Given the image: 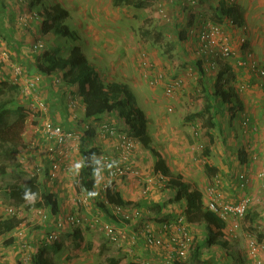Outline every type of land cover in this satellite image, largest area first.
<instances>
[{
    "label": "trees",
    "instance_id": "trees-1",
    "mask_svg": "<svg viewBox=\"0 0 264 264\" xmlns=\"http://www.w3.org/2000/svg\"><path fill=\"white\" fill-rule=\"evenodd\" d=\"M45 1L46 0H22V4L26 6L25 10L33 12L35 11V6H41V11H35L38 18L31 20L28 26L21 25V28L26 29L25 32H27L28 36L23 38L28 41L23 46L28 49L30 53V56H27L26 59H24L30 63L26 66L25 72L28 76L30 74L32 75V73L43 75L44 82L39 84L38 89L32 96L26 97L24 94V88L21 84H13L12 81L7 79L5 73L7 72L8 67L3 62H0V143L3 144L0 151V157L5 160L11 159L20 154L19 145L11 140L7 130L14 123L22 121L31 115V113L22 106L23 102L30 104L33 108H31V110L42 115V127L45 119L49 118L52 123L62 127L65 133L74 131L73 129H69L70 126L68 122L64 120L65 117L63 112L74 113L81 109L84 112V117L82 119V121H84V126L80 132L81 135L78 147L81 162L79 165L77 187L80 194H84L89 198V208L93 209L98 215L96 217H100V221L106 223L122 222L120 216L113 210L114 206H122L149 210L152 215L149 214L148 216L143 217L142 220L146 219L148 221L150 216H155L156 220L161 222L164 220H170L167 217H164L163 206L159 203H133L132 201H127L113 185H109L104 190L105 192L100 194L97 191L100 178V175L98 174L99 169L102 168L104 173L108 172L107 167L102 166L99 162V157L108 153L102 152L101 148L94 143L96 142L94 139L98 136H104L101 132V124L104 122H108L111 125L114 124V127L118 132L127 134L139 143V147L141 146L152 152V140L148 133V117L138 106V98L126 82H107V79L109 78L107 77L105 80L104 77L101 76L98 67L87 58L80 47L76 46V42L79 40L78 34L69 30L64 25L65 19L69 17V11L59 5H46ZM148 1L149 0H133L132 4L134 7L141 9L146 5L145 2ZM198 1L200 3V0ZM209 1L215 4V6L210 7L212 19L208 16L205 21H211L222 25L227 24L229 21L233 22L235 26H241L243 24V15L238 0L234 3L222 2L219 4L214 3L212 0ZM19 2L21 3L20 0ZM175 2L176 0H173L171 8ZM129 3L130 0H113V4L116 7H124ZM198 5L195 7H198ZM171 8L169 9L170 12ZM185 11L186 9L184 6L179 7L177 17H174L171 12L173 20L167 24H171L172 26L176 24L177 26L179 16H181L180 13ZM3 13H5L4 10ZM4 16L5 14L3 17ZM35 22H40L42 25L41 29L40 27L36 28L38 31H35L31 26V24ZM0 26H2L1 22ZM196 28L198 27H195V29ZM41 30H43L44 35L42 36L41 33L37 36L36 33ZM49 33L56 37L59 36L68 39L75 43V46L72 47L68 55H65L61 46L51 47L46 44V40L48 39L46 35ZM179 36L183 37V33L180 32ZM0 38L2 39H0L2 43H0V47L5 45V50L10 52L11 59L21 60L22 58L19 57V54L23 46H20L21 44L19 43H15L18 36L15 38L14 35L9 34L7 30L4 29L0 32ZM39 40L44 46L42 49L35 50L34 44ZM171 45L173 48V44ZM20 65L22 64L20 63ZM195 65L197 66L201 77L200 85L203 86L204 107L200 111L190 115L188 120H203L206 135L209 137V144L206 147L204 154L206 158H209L214 145L212 131L218 128L217 122L215 121L216 115H219V112L217 111V103H219V105L230 104L231 108L236 107L239 108V110L242 107L235 91L228 87L229 80H227V73L229 70L232 71L231 68L228 69L225 67L220 71L215 77L212 90H210V87L207 90L203 85L204 79L207 78V75L203 71L202 62L197 61ZM62 95H67V101L65 99L60 102L59 98ZM35 96H37L39 102L44 104L46 112H40L38 104L33 100ZM19 97L20 99H17ZM61 106H63V109ZM231 108L229 107L228 110L229 113L233 114L234 112ZM220 112L223 113L222 111ZM104 137L112 138V140L115 139L117 147V136H115V138L110 136ZM47 144L48 142L46 141L42 128V133L38 137L35 147L37 149L42 146L46 148ZM116 147L115 152L117 153ZM152 153L156 156V162L153 167L154 173L160 172L163 175L170 177L166 188L176 193L175 202L186 203L187 210L185 218L191 231L194 233L195 229H204L208 236V246L214 245L222 248L227 257L233 261V264H245L241 251L235 244L228 241L227 237L229 235L227 236V234H223L224 231L227 232L226 223L222 221L216 213L208 210L205 206L203 201L204 196L200 188L196 184L185 181L180 175L172 176L161 154L158 152ZM134 156L135 155H133V157ZM113 161H117V156L113 158ZM45 163L46 164L42 169L45 173V184L38 180V176H33V174H31L26 182L8 184V189L6 191L7 194L5 195L10 200L15 201L17 205L30 198L37 199L34 207L37 210H45L49 220L47 223L41 222L36 224L31 230V233L32 235H35L38 232H42L44 233L43 237H36V235L35 238H32L31 240L29 232H27L21 239L13 236L10 237L22 222L21 220H18L17 217L3 218L0 216V242L4 241V248L14 246L22 255L25 253L22 250V245L24 243L31 244L33 246V251L31 252L29 264H53L51 255L52 253L56 255L62 251L61 239L65 234H69L70 238H73L75 242H77L76 247L87 251H90L93 248L92 242H89L88 245L85 244L82 246L83 231L81 226L84 224L83 220L86 219L76 213L75 215L79 219H82V222L76 227H71L63 231L58 241H49L50 234L58 230L57 226L53 223V218L61 215V204L58 194L47 188L51 168L49 167L50 163L47 160ZM47 164L49 165L47 166ZM129 164L133 167H137V164L135 165L134 162ZM204 170L206 174L212 175L214 174L215 168H211L206 161L204 163ZM0 171L1 174H6L4 166H0ZM25 194H27V197ZM81 209H83V207ZM250 218L252 221L256 219L253 214H250ZM86 221L88 227L98 228L100 230V224L91 227L94 220L91 219ZM138 222L139 223L136 225L128 222V226L131 227L133 232L138 231L141 223L140 221ZM214 225H216L217 228L219 227L218 232H214L212 228ZM197 236L199 237V235ZM207 243L205 245H207ZM68 258H70V256H68ZM117 263L116 260H110V264ZM18 264H23V261ZM128 264L138 263L132 259ZM176 264H211V262L205 263L201 261V245L199 241H197V238L194 237L193 248L189 260L187 262H178Z\"/></svg>",
    "mask_w": 264,
    "mask_h": 264
},
{
    "label": "crops",
    "instance_id": "crops-1",
    "mask_svg": "<svg viewBox=\"0 0 264 264\" xmlns=\"http://www.w3.org/2000/svg\"><path fill=\"white\" fill-rule=\"evenodd\" d=\"M186 1L188 0H176L172 8L170 5V8L173 16L177 17V12L179 7L184 6V8L186 9V13H185L187 17L186 20L187 22H189V25H192V28L201 26L202 23L208 18L207 15L209 16V14H211L210 7L215 6V4L211 3V1L209 0H200L198 7L186 5L185 4ZM254 1L255 0H238L239 7L243 15V24L241 26L236 25L232 27V25H229L228 23L226 24V28H227V32L231 37V41L234 42L236 47H240L241 43H239V40L241 37H244L246 40L245 42L246 47L254 51L255 56L257 57L261 65L264 66V17H263L264 4L262 3L263 5H261V2L259 1L260 3L258 2L256 4L257 7H253L252 4ZM45 3L50 5V2L48 0H46ZM21 4L22 3H19L17 0H0V22L2 23V26H0V32L5 29L9 34L14 35L15 38L18 36V38H16L17 40H15V43H19L21 44L20 46H23L28 41L26 39H23L26 38L27 36V32H25L26 29L21 28L22 26L19 25V23L17 22V18L19 14L23 13L26 9V6ZM56 5H59L62 8H64L60 3H58L57 0L55 1V6ZM67 5L74 6V16L76 20L79 21L80 23L82 36L88 42L92 50L95 51V54L84 52L87 58L91 62H96L99 64L103 63V60L106 55L105 53H107L111 58L110 69L109 71H107L106 69L109 78L107 79L108 80L107 82H124V83L126 82L132 90L133 88H138L139 85L137 81L133 80V78H131L129 75L127 76L123 75V77H121L123 81L118 80L120 77L118 74L117 67L121 66V69H123V74L124 72H127L129 63L133 64L132 55L130 54H133V51L135 49V46L132 45L133 42L129 40L130 38L120 33L126 28L130 31V26L126 24L127 23L126 21L124 22V19L121 18L122 11L126 6L116 7L113 4V0H109L108 3H106L105 0H71L68 4L66 3L64 4V6ZM3 10L5 11V13H3ZM4 14L5 16L3 17ZM180 14L182 17V13ZM185 15L183 14V16ZM181 17H179V19ZM31 26L34 28V30H36V28L39 26L42 27L41 23L38 24L37 22L31 24ZM108 36H111V38H109ZM185 36L188 37L187 34ZM98 45H100L102 49L100 48V46L98 47ZM192 53L194 54V57L192 56V54L190 55V57L192 59H195L196 61H199L197 60L195 53L194 52ZM29 54L30 53L28 49H26L23 46L19 54V57H21L22 59L21 60L17 59L18 62H23L28 66L30 63L24 59H26L27 56L29 57L30 56ZM93 55L96 57H94ZM182 57H183V62L194 63L193 65H195L196 61L190 62L188 57L186 56H182ZM114 58H117V60H114ZM126 62L128 65L127 66L123 65L126 64ZM138 63H139V58H138ZM156 64H158V62ZM234 64L235 63L233 62L231 63L219 62V68L217 71L214 72L212 71L206 74L207 75L206 80L209 82L210 86H208V83L203 84L205 89L208 90V88L210 87V90H212L216 77L213 76L214 75L213 73L218 74L225 67L228 69L231 68L232 71L229 70V72L227 73V80H229L228 87L232 88L235 91L238 99L241 102L242 108L240 110L239 108L236 107L231 108L230 104L219 105V103H217V111L219 112V115H216L215 121L217 122V127H218L217 129L219 130V133L221 132L224 136V138L222 137V139L224 140L227 139L226 140L227 144L224 150L219 151V153L223 156L221 155L218 156V151H217L218 148H216V142H217L216 136H218V134L213 131L212 132L214 138L213 151L209 156V158L207 157L209 160V162L207 163H209L211 168L212 167L215 168L214 171L215 176H218L222 181L221 188H222V192L224 193V196L227 195L229 198L232 199V201L230 202H237L239 199L247 195L248 196L250 195L252 197H256L257 194L259 193H262V195H264V191L261 190L259 186L260 185L259 181L254 176L256 170L259 171L262 167V163H259L255 160L259 159L264 161V147H263L264 146L263 144L264 143V93L259 86L260 82L258 78H256L255 76H250L248 73L236 69L234 67ZM136 66L137 68L139 67L140 74L142 75L141 67L139 66V64L138 65L136 64ZM194 69L196 70V68ZM100 73L101 76L103 77L102 70H100ZM34 74L36 73H32V75ZM32 75L30 74V76ZM113 75L115 76L116 79H113ZM240 82H246L249 86L243 92H238L237 89ZM188 84H189L188 81H186L184 91L182 92V94L186 95L185 100L182 98V99H177V101L176 100L172 101L175 102L176 106L179 105V108H177L178 112L185 110L187 106L190 105V101L188 100L187 97V95L189 94ZM182 94L180 95V97L182 96ZM59 99L60 102L65 99L67 101V95H62L60 96ZM153 101L154 103H156L155 100ZM61 107L63 109V106ZM203 107H204V99L202 100L201 109ZM229 107L233 110L234 112L233 114L229 113L228 110ZM220 111H222L223 113H221ZM63 113L65 117L64 120L67 121L70 126L69 129H74L75 127L78 126V122L77 121L75 122V119H77V117L78 120L81 117L82 118L84 117V112L81 109H79L77 112L74 113H70V112L68 113L63 112ZM245 116L250 118V123L248 124L247 127L243 128L242 123ZM147 117H148V124L151 122L154 128L155 137L157 138L160 146V149L157 148L154 149V145L152 143L151 145L152 152H156V153L158 152L159 154H161L172 176L180 175L184 178L185 181L190 182L192 184H196L200 188L204 196L206 193V188L208 186V183H206L205 178H203V172L206 175L204 166H202V164L200 166V162H199V160L200 161L202 160V157L195 154L193 150H188L189 147L190 148L197 147L195 141L196 139L194 140L190 133L191 128L190 130H188L189 126L187 127V125L186 127H183V125H177L176 121L166 116L157 119V115H154L152 119L149 117V114H147ZM185 120L187 124L189 122H193V120L189 121L188 117H186ZM237 121H238L237 125L240 126V130H241L240 135L243 142V145L242 144L240 145L242 148L241 150H236L234 145L235 142L238 139H240V136L238 137V134L234 135L235 133L234 129L236 127L235 123ZM224 127L226 128V130L224 129ZM188 132L190 133V136H187ZM186 136H187L186 139L188 146L182 149L181 148L182 144L184 145L185 143L184 137ZM96 142H97L96 146L101 148L102 152L109 154L113 153L112 155H114L116 141L113 142L112 140V142L114 143L113 150H112V146L109 147L107 143L108 141L106 137H104L103 135L98 136ZM249 143H253L252 151L251 150L248 151L246 147V144L248 145ZM249 146L250 145H248V147ZM242 151H244V153H242ZM134 157L135 159L133 160V162L135 163V165L137 164V167L139 166L138 168H140L144 176L153 175L152 174L154 172L153 167L156 162V156L154 153H151V151L150 153L149 151L148 152L139 151L136 153ZM75 162L77 164V159L75 160ZM205 162L206 161H204L203 164ZM244 172L251 174V179L253 182V185L251 184V186L250 185L247 186L246 189L240 188L237 179V176L240 173H244ZM167 179L170 180V177H167ZM207 179H208V174H207ZM109 185L110 186L113 185L115 189L118 192H120L123 198L127 201H132L133 203H138V202L148 203L150 201L153 203H159L161 206H163L164 217H167L170 220H173L179 214L183 215V213L187 210V205L185 202H175L176 193L170 189H168L167 191L168 203L165 204L167 198H165L162 195L163 191H161L164 188H161L157 184L152 186V190L150 194L145 195L143 189L144 182L140 179H136L130 176L127 178L118 179L111 182L106 177L101 176L99 178V185L97 187V191L99 192V194L105 192L104 190ZM201 186H205L206 188L205 189L201 188ZM59 199L61 200V198ZM165 207L168 209L166 210ZM254 213L255 211L253 210L251 214L255 216ZM257 217L260 218L259 216ZM263 220L264 218L262 219V221ZM218 231H219V227L214 232H218ZM196 234L199 235V237ZM223 234L226 235L227 232L224 231ZM194 235H196L195 237L197 238V241H199L201 245V261L205 263L211 262V264L214 263L221 264L222 261L225 263L226 261L230 260V258L227 257L226 254L223 256L222 253L224 252L222 248H220L219 246H214V245L208 246L207 243L208 236L204 229L201 230L195 229ZM227 238L228 241L232 243L230 240L232 238H230L229 236ZM206 243L207 245H205ZM139 244H140L139 248H144L143 243L140 242ZM237 248L239 249L238 246ZM154 253L153 254L155 256L153 255V257H155L158 264H164V263L167 264L164 258V254H165L164 252H157L155 250ZM219 254H221V257H219ZM246 256L251 261V259L247 254Z\"/></svg>",
    "mask_w": 264,
    "mask_h": 264
},
{
    "label": "rangeland",
    "instance_id": "rangeland-1",
    "mask_svg": "<svg viewBox=\"0 0 264 264\" xmlns=\"http://www.w3.org/2000/svg\"><path fill=\"white\" fill-rule=\"evenodd\" d=\"M48 1L50 2V5L55 6L56 0H48ZM57 1L70 13L69 17L65 19L64 25L66 26V28H68L69 30L75 32L76 34H78V36H80V39L76 42V46L80 47L83 52H89L91 54L93 53L95 54V51L92 50L88 42L82 36L80 23L79 21L76 20L74 16V6L72 5L64 6L65 3L68 4L71 0H57ZM105 1L106 3H108L109 0H105ZM259 1L261 2V5L264 4V0H255L252 6L257 7L256 4ZM132 3L133 0H130V3L122 11V16H121V18L124 19V22L126 21L127 22L126 24L130 26V31L126 28L120 33L128 36L130 38L129 40L133 42L132 45L135 46L133 54H130L132 55L133 64L129 63L128 65L127 62L126 64H123L126 66L128 65V71L124 72V74H123V69H121V66L117 67L118 74L120 77V78L118 77L119 78L118 80L123 81L121 77H123V75L124 76L129 75L131 78H133V80L137 81L139 87L133 88V92L138 97V106L146 114H149L150 118L153 119L154 115H157V119L166 116L176 121L177 125H183V127H186L187 125V127L189 126L188 130H190L191 128L190 133L192 138H193L192 135L193 127L201 124L204 132L203 137L201 140H195L193 138L196 141L197 147H193V148L189 147L188 150H193L195 154L201 156L202 160L201 161L199 159L198 160L200 162V166L201 164L202 166H204L203 164L204 161L209 162L208 158H206L204 154L205 149L209 143V137H207L206 135V129H204L203 120L196 119L193 120V122H189L188 124L186 123L185 120L186 117H189L190 115H192L195 112H198L201 109L202 100H203V92L201 96L196 94V91L200 87H203L200 85L201 77L199 75V70L196 65H193L194 63L183 62V57H182V56L188 57L190 62L196 61L195 59H192L190 57L191 54L194 57V54L192 52H194L193 48L195 47V42H192L191 39H188V37L185 36L187 34V29L192 28L191 25H189V22H187L186 20L187 18L185 15L186 11L182 13V17L179 16L181 18L178 20L177 26L176 24L172 26L171 24H167L163 22V20L159 18L156 9L155 0H149L148 2H145L146 5L141 9L134 7ZM34 10L40 12L41 6H35ZM183 14L185 16H183ZM209 18L212 19L211 14H209ZM35 31L38 30L36 29ZM180 32L183 33V37L179 36ZM36 34L37 36H39L40 34L42 36L44 35L43 30L37 32ZM46 37L48 38L46 40L47 45H50L51 47L61 46L65 55H68L72 47L75 46V43L71 42L70 40L59 36L56 37L50 33L47 34ZM108 37L111 38V36ZM171 44H173V46L175 44V47L172 48ZM99 46L100 45H98V47ZM3 47L5 48V45ZM141 51H146L149 55L150 60L154 64L156 70L155 72L152 73L153 76H157L160 72L163 71L166 73L167 77H179L182 78L185 82L188 81L189 94L187 95V97L188 100L190 101V105L187 106L185 110L178 112L177 108H179V105L176 106L175 102L172 101L173 100L177 101V99H182V98L185 100L186 95L182 94L181 97L179 96L180 98L168 97L166 95L165 88L163 85L150 86L148 80H146V78L140 74L139 67L137 68L136 64L137 65L139 64L140 66V61L138 63V58H140ZM105 54L106 55L102 64L96 62L93 63L98 67L99 70L103 71V77L104 79H107L108 74L106 72V69L107 71H109L110 69L111 58L107 53ZM114 60H117V58H114ZM155 60L158 62V64H156L157 62ZM20 63L26 70L27 65L23 62ZM194 68H196V70ZM213 74L214 77L217 76L216 75L217 73H213ZM5 76L7 77L8 80L11 81L12 74L10 70L7 69ZM113 79H116L114 75H113ZM204 83L205 84L208 83V86H210L206 78L204 79ZM17 99H20V97ZM153 100H155L156 103H154ZM22 106L26 108V110H28L31 113V115L22 121L14 123L7 130L11 140L13 142L15 141V143L19 145L20 154L18 156L12 157L11 159H5V160H3L0 157V166H4V168L6 169V174L4 175L1 174L0 171V216L3 218L6 217L5 210L7 208L13 207L18 209V212H21L24 220L26 221V227H25L27 229L26 232H29V236H31L30 238L32 240V238H35L36 235H37L36 237H41V238L44 235V233L42 232H38L35 235H32L31 233L32 232L31 230L33 229L34 226H36L38 221L37 216H35V212L37 211V209L34 207V204L37 201V199L30 198L24 201L23 203L17 205L15 201L10 200L8 197L5 196L7 194L6 191L8 189V184L10 183L19 184L26 182V180L31 176V174H33V176H38V180L45 184L44 182L45 173L42 169L46 164L45 162L47 160V153L45 151V147L42 146L39 149L35 147L37 139L42 133V128H43L42 115L40 113H36L33 110H31L32 107L27 102H23ZM170 109H172V111H170ZM82 119H83L82 117L79 120L78 117L77 119H75V122L76 121L78 122V126L75 127L73 131L76 132L78 136L81 135L80 132L84 126V121H82ZM237 124L238 121L235 123L236 127L234 130L236 134L234 133V135L238 134V137L240 136V139H238L234 145L236 150H241L242 148L240 145L241 144L243 145V142L240 135L241 132L240 126H238ZM224 129L226 130L225 127ZM214 132L218 134V136H216V140H217L216 148H218L217 151L219 156L221 155L219 151L224 150L226 147L227 139L225 140L222 139V137L224 138V136L221 132L219 133V130L217 128L214 130ZM148 133L150 134V137L152 136L151 139L154 145V149L155 148L160 149L151 122L149 123ZM190 133L188 132L187 136H190ZM187 136L184 137L185 143L184 145L182 144L181 147L182 149L188 146L186 139ZM106 139L108 141L107 143L109 147L112 146V150H113V144H114L113 142H115V139H113V142H112V138H106ZM94 140L96 141L97 138ZM94 143L97 144V142ZM199 144H203L205 146V149L202 150L198 149ZM2 145L3 144L0 143V151ZM248 145L250 146L248 147ZM248 145L246 144L248 151L250 150L252 151L253 143H249ZM139 151L148 152L149 150L140 146L137 152ZM242 153H244V151H242ZM115 155L116 152H114V156ZM76 159H77V164L75 162ZM255 161L262 163L261 169L264 168L263 160L256 159ZM80 162H81V157L79 154V150L78 148H75V150L72 151V155H70V159L68 160L70 170L68 169L67 171H64L63 174L60 175V179L57 182L51 184L50 182H48L49 185L47 184V188L50 189L52 192L58 194L59 198H61L60 214L69 213L75 215L76 213L77 215L81 216L86 220H91V219L94 220L96 216H98L94 212V210L90 209L89 207L88 208L84 207L83 209H81L82 207L81 205L78 204L77 201V197L78 195H80L77 187V180L79 175L78 167ZM48 165L49 164H47V166ZM257 172L258 171L256 170L254 175L256 178H257ZM246 174L250 179V186L251 184L253 185L251 174L247 172ZM215 177H216L215 174H212V175H208V179H207V174L205 175V173L203 172V178H205L206 183H208L207 187H209V185L213 183V179ZM201 188L205 189L206 187L201 186ZM161 191H163L162 195L165 198H167L165 203L167 204L168 189L164 188ZM224 197L225 200L232 201V199L229 198L227 195H225ZM249 198H251L252 200L250 211L248 214L249 216H247V218L241 222L240 229L238 231V238L230 239L232 243H235L239 247L241 253L243 252L242 257L245 264H253V262L250 261L246 256L247 238H248L247 236L250 233H252L253 237L259 243L264 242V220L262 221V219L264 218V195H262V193H259L257 194L256 197H252L249 195ZM165 209L167 210L168 208L165 207ZM251 210L255 211L254 215L256 219L254 221H252L250 218V214L252 212ZM183 215L184 216L186 215V211L183 213ZM257 216H259L261 219L258 218ZM150 219L148 221H151L152 222L151 224L155 225L156 227L159 226V223H161V221L156 220L155 216H150ZM86 220L84 221V224L81 226V229L83 231L82 232L83 241L81 243L82 246H84L85 244L88 245L89 242H92L93 248L90 251H87L82 248L76 247L77 242H75L73 238H70L69 234H65L62 236L61 239L62 251L56 255H54L53 253L51 255L53 264H110V260H116L118 262L117 264H128L132 260L130 254L128 253V250L118 245L110 244L109 241L106 240V237L103 234V232H101L98 228L88 227ZM212 228L214 231L217 230L216 225H214ZM3 243L4 241L0 242V264H18L19 262H21L22 254H20V251L16 249L14 246L10 248H4ZM145 251L146 248L138 247L137 249V252L143 258L149 260L152 264H158L155 257H153V255L155 254L154 251H152L154 254L150 250L148 251L147 254H145ZM222 254L223 256L225 255V253ZM68 256H70L71 259L68 258ZM219 257H221V254H219ZM221 264H233V261L230 259L225 263L222 261Z\"/></svg>",
    "mask_w": 264,
    "mask_h": 264
},
{
    "label": "built area",
    "instance_id": "built-area-1",
    "mask_svg": "<svg viewBox=\"0 0 264 264\" xmlns=\"http://www.w3.org/2000/svg\"><path fill=\"white\" fill-rule=\"evenodd\" d=\"M19 2V0H17ZM22 3V0H20ZM214 3L219 4L222 2L234 3L237 0H212ZM173 0H157L156 9L159 18L165 23H170L173 20L170 12V5ZM20 3V2H19ZM198 0H188L186 5L197 6ZM38 15L35 11L29 12L25 10L20 14L18 18L19 25L28 26L29 22L33 19H37ZM229 25L234 27L233 22L229 21ZM227 23V24H228ZM245 29V28H244ZM246 30V29H245ZM187 35L192 42H195L194 53L197 60L202 62V68L205 74L209 72L217 71L219 68V62H233L234 67L250 76H255L259 79V86L264 93V66L261 65L255 53L252 49L246 47V40L241 37L239 43L240 47H236L234 42L231 41V37L227 32L226 24H218L211 21H205L198 28L187 29ZM44 44L39 40L34 44V49H42ZM140 67L143 77L148 80L150 86H161L165 88L166 95L171 98L179 97L185 88V81L179 77H167L165 72H160L157 76H153L155 67L149 58L147 52L142 51L140 54ZM0 62L7 65L11 71L13 84H21L24 88V94L26 97L32 96L38 89L39 84L44 82V76L35 74L28 76L25 69L18 60H12L9 51H6L4 47H0ZM239 73V72H238ZM55 83V81H54ZM246 82H240L238 85V92H243L248 88ZM203 88L200 87L196 94L201 96ZM34 102L38 104L40 112H46V107L43 103L39 102L37 96L33 98ZM172 111V109H170ZM250 123V118L245 116L243 120V126L247 127ZM43 132L48 144L45 151L47 153V161L50 163L51 171L49 173L48 181L55 183L60 179L62 172L69 169L68 160L72 151L79 147L80 136L74 132H66L62 127L56 125L50 121L49 118L43 122ZM101 132L104 136H110L115 138L117 136V161H113L115 158L112 154H103L99 157V162L102 166H106L107 173L99 169L98 174L108 178L111 182L123 179L127 177H133L140 179L144 182V194H150L153 185H159L161 188H166L168 179L160 172L152 173L153 175L144 176L141 170L137 167L131 166L136 155L139 143L129 137L127 134L120 133L108 122L101 124ZM202 125H196L192 129L193 138L201 140L203 137ZM198 149H205L203 144L198 145ZM70 170V169H69ZM257 178L260 183L261 190L264 191V168L257 172ZM240 188L246 189L250 185V179L246 173H240L237 176ZM222 181L216 176L213 179V183L207 187L204 204L208 210L216 213L219 218L227 225V234L232 239L238 238V231L240 229L241 222L246 219L250 211L251 198L244 196L237 202L226 201L222 192ZM78 204L83 208L89 207V198L84 194H80L77 197ZM113 210L120 216L122 222L118 223H106L101 222L100 217H96L93 226L100 224V230L103 231L107 240L114 245H118L128 250L133 261L138 264H152L149 260L143 258L138 252L139 243H143L146 248L145 254L150 250L164 252V258L167 264H176L178 262H187L190 258V254L193 248L194 233L191 231L184 215L179 214L173 220H164L159 223V226L151 224V221L142 220L143 217L151 215L149 210H141L139 208L114 206ZM6 217H17L21 220V224L10 235L18 239L23 238L26 235L27 229L26 221L24 220L21 212L18 209L10 207L5 210ZM38 223H47L49 217L45 210H37L35 212ZM53 223L57 226V231L51 233L49 241L55 242L60 239L61 233L71 227H76L82 222L76 215L65 213L53 218ZM142 220V221H141ZM85 221V220H83ZM140 221V225L137 232H133L131 227L128 226V222L136 224ZM247 255L253 262V264H264V242L259 243L250 233L247 236ZM8 239V238H6ZM22 250L25 252L22 255L23 264H29L31 258V252L33 246L28 243L22 245ZM153 253V252H152Z\"/></svg>",
    "mask_w": 264,
    "mask_h": 264
},
{
    "label": "clouds",
    "instance_id": "clouds-1",
    "mask_svg": "<svg viewBox=\"0 0 264 264\" xmlns=\"http://www.w3.org/2000/svg\"><path fill=\"white\" fill-rule=\"evenodd\" d=\"M26 195V197H27V194H25Z\"/></svg>",
    "mask_w": 264,
    "mask_h": 264
}]
</instances>
